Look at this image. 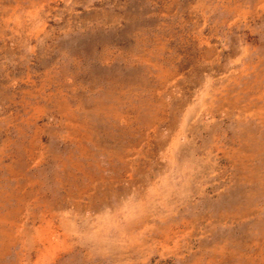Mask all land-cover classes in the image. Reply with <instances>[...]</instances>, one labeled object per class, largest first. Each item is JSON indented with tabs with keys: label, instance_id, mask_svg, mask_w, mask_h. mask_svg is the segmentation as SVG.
<instances>
[{
	"label": "rangeland",
	"instance_id": "1",
	"mask_svg": "<svg viewBox=\"0 0 264 264\" xmlns=\"http://www.w3.org/2000/svg\"><path fill=\"white\" fill-rule=\"evenodd\" d=\"M0 264H264V0H0Z\"/></svg>",
	"mask_w": 264,
	"mask_h": 264
},
{
	"label": "bare ground",
	"instance_id": "2",
	"mask_svg": "<svg viewBox=\"0 0 264 264\" xmlns=\"http://www.w3.org/2000/svg\"><path fill=\"white\" fill-rule=\"evenodd\" d=\"M46 245V244H45Z\"/></svg>",
	"mask_w": 264,
	"mask_h": 264
}]
</instances>
